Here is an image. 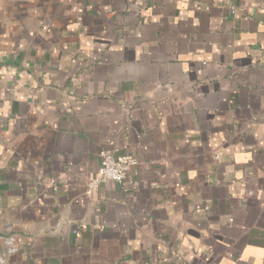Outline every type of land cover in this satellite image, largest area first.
<instances>
[{"label":"crops","instance_id":"obj_1","mask_svg":"<svg viewBox=\"0 0 264 264\" xmlns=\"http://www.w3.org/2000/svg\"><path fill=\"white\" fill-rule=\"evenodd\" d=\"M103 150L136 164L87 193ZM0 232V264H264V0H0Z\"/></svg>","mask_w":264,"mask_h":264},{"label":"built area","instance_id":"obj_2","mask_svg":"<svg viewBox=\"0 0 264 264\" xmlns=\"http://www.w3.org/2000/svg\"><path fill=\"white\" fill-rule=\"evenodd\" d=\"M136 164V160L129 155H116L112 150H103L99 154V165L94 177L87 183L86 192L90 193L99 188L102 183H122L127 172ZM12 238H9V243Z\"/></svg>","mask_w":264,"mask_h":264},{"label":"water","instance_id":"obj_3","mask_svg":"<svg viewBox=\"0 0 264 264\" xmlns=\"http://www.w3.org/2000/svg\"><path fill=\"white\" fill-rule=\"evenodd\" d=\"M5 238V235L0 232V239Z\"/></svg>","mask_w":264,"mask_h":264}]
</instances>
